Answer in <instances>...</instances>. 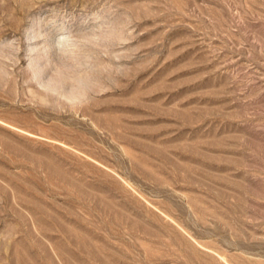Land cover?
<instances>
[{"label":"rangeland","instance_id":"rangeland-1","mask_svg":"<svg viewBox=\"0 0 264 264\" xmlns=\"http://www.w3.org/2000/svg\"><path fill=\"white\" fill-rule=\"evenodd\" d=\"M0 264H264V0H0Z\"/></svg>","mask_w":264,"mask_h":264}]
</instances>
